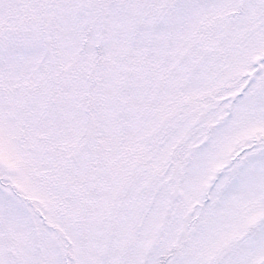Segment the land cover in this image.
I'll return each instance as SVG.
<instances>
[{
    "label": "snow or ice",
    "instance_id": "snow-or-ice-1",
    "mask_svg": "<svg viewBox=\"0 0 264 264\" xmlns=\"http://www.w3.org/2000/svg\"><path fill=\"white\" fill-rule=\"evenodd\" d=\"M0 264H264V0H0Z\"/></svg>",
    "mask_w": 264,
    "mask_h": 264
}]
</instances>
